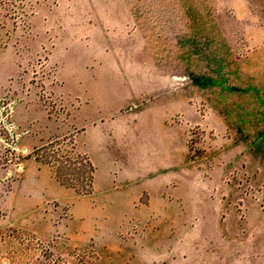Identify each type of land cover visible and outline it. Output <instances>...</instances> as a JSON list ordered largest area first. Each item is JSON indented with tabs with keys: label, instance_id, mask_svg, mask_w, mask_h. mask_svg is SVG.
I'll list each match as a JSON object with an SVG mask.
<instances>
[{
	"label": "rangeland",
	"instance_id": "374dc122",
	"mask_svg": "<svg viewBox=\"0 0 264 264\" xmlns=\"http://www.w3.org/2000/svg\"><path fill=\"white\" fill-rule=\"evenodd\" d=\"M49 143L91 188L35 157ZM75 217L168 228L106 264L264 261V0H0V264H103Z\"/></svg>",
	"mask_w": 264,
	"mask_h": 264
},
{
	"label": "crops",
	"instance_id": "0c3cea01",
	"mask_svg": "<svg viewBox=\"0 0 264 264\" xmlns=\"http://www.w3.org/2000/svg\"><path fill=\"white\" fill-rule=\"evenodd\" d=\"M140 185V184H139ZM147 190L148 192H152V186L151 184H143L142 186H139V188L133 189L132 192H135L134 195L132 194L131 191L128 193L126 192L127 189L125 190L126 194L124 195L125 199L123 201L125 202H132L133 198H137L139 194L143 191ZM152 198V195H151ZM151 200V199H150ZM73 207V216H76V212L79 213L78 209L79 206L77 204L72 205ZM88 214L90 217L92 215L95 218V214H98L97 211L95 210H88ZM217 214H219L217 212ZM78 216V215H77ZM79 216H82L81 213ZM105 223L104 222H99L98 220H95L94 222L89 219V221L82 220V217H75L72 218L69 222V234L72 240L70 241L72 244L79 245L81 242H88V241H94L97 245V250H98V260H101L103 264H106L107 259H126V261H129V258H137L133 257L131 254H128L127 252V245L129 242L133 244H140L142 243L143 245L147 246H153L156 247V245H163L166 246L168 243V228H161L158 232H146L141 234L139 238H122L118 234L111 232L110 230H106L104 227ZM68 229V228H67ZM231 233V230L225 229L223 230L224 236H226V233ZM68 234V235H69ZM156 235H159L156 237ZM176 235H179L178 230L176 232ZM132 244V245H133ZM238 250L240 251L239 256L236 257V261H238L241 264H264V261L262 259H243L239 258L241 257V252L244 249V244L240 243L238 244ZM247 248V247H246ZM160 259H166L168 257V250L166 248H160ZM146 259H148L149 264H152L154 258H156V255L152 252L151 249H147V253L143 256ZM110 264V263H108Z\"/></svg>",
	"mask_w": 264,
	"mask_h": 264
},
{
	"label": "trees",
	"instance_id": "16d2710c",
	"mask_svg": "<svg viewBox=\"0 0 264 264\" xmlns=\"http://www.w3.org/2000/svg\"><path fill=\"white\" fill-rule=\"evenodd\" d=\"M2 103H4V100H2ZM3 112L5 113V110ZM1 130L7 132L4 128ZM54 146V144L49 143L36 148L33 153L41 162L51 164L55 177L62 184L83 190L91 188L94 177V166L87 156L72 154L70 150ZM6 148V151L12 152L10 147Z\"/></svg>",
	"mask_w": 264,
	"mask_h": 264
}]
</instances>
